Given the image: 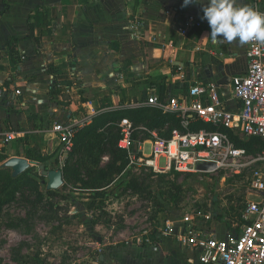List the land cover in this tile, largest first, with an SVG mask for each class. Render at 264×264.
<instances>
[{
  "label": "crops",
  "instance_id": "crops-1",
  "mask_svg": "<svg viewBox=\"0 0 264 264\" xmlns=\"http://www.w3.org/2000/svg\"><path fill=\"white\" fill-rule=\"evenodd\" d=\"M182 5L183 0H0V134H18L0 145V156L28 160L27 152L34 151L53 154L57 162L58 143L49 134L54 122L76 118L88 125L103 112L148 108L143 104L151 95L186 99L196 85L215 86L237 112L231 80L246 73V45L212 42L202 19L207 0ZM189 17L200 27L186 28ZM10 38L18 41L17 63L7 53ZM52 84L55 99L49 98ZM224 131L235 145L232 137L238 136ZM211 222L203 220L201 227L217 239L240 232L239 222ZM95 254L99 264H197L195 252L155 232L121 247L97 243Z\"/></svg>",
  "mask_w": 264,
  "mask_h": 264
},
{
  "label": "built area",
  "instance_id": "built-area-1",
  "mask_svg": "<svg viewBox=\"0 0 264 264\" xmlns=\"http://www.w3.org/2000/svg\"><path fill=\"white\" fill-rule=\"evenodd\" d=\"M249 3L250 7L264 13L261 0H249ZM185 26L199 28L200 23L189 17ZM245 47L246 73L231 80L230 97L239 104L237 112L227 108L226 100L221 99L215 86L204 84L190 88L186 99L160 100L151 95L143 104L175 114L179 119L184 131L174 130L168 139L157 132H148L146 141L136 142L132 123L123 119L118 124L117 147L126 156L127 169L185 175L223 171L224 175L232 177L249 176L238 235L224 239L212 237L201 227L202 221L210 220L211 215L200 213H185L177 221L163 217L155 226L154 232L160 238H172L180 247L195 252L197 264H264V151L252 158L246 150L236 148L226 133L189 130L190 122L200 121L240 138L264 140V45L252 41ZM86 124V119L76 118L52 124L49 134L58 143V166H64L72 152L75 133ZM17 135L15 132L0 134V145L7 146ZM201 164H213L216 169L199 173L197 166ZM91 264L99 262L96 259Z\"/></svg>",
  "mask_w": 264,
  "mask_h": 264
},
{
  "label": "rangeland",
  "instance_id": "rangeland-1",
  "mask_svg": "<svg viewBox=\"0 0 264 264\" xmlns=\"http://www.w3.org/2000/svg\"><path fill=\"white\" fill-rule=\"evenodd\" d=\"M100 105L105 106V102ZM138 130L135 141H146L148 133ZM263 151L255 149L248 154L255 158ZM47 158V170H61L53 161V154ZM115 159L104 155L101 167L112 164L118 168L120 159ZM39 166L29 169V177L36 182L38 192L45 194L47 179L41 178ZM248 178L224 176L221 171L156 174L125 167L121 173L113 171L107 178L110 184L98 191L103 207L98 210L87 209V204H97L99 199L75 192L73 185L58 188L59 195L53 198L40 199L33 190L16 193L14 200L0 210V264H21L25 260L31 263L35 256L42 264H91L97 259V243L101 247H121L143 232H154L164 214L172 215L173 220L185 213L209 214L211 224L222 222L215 218L217 215L226 224H238ZM170 183L182 187V202L177 209L158 199L159 191ZM62 196L68 199L63 200ZM4 197L0 193V199ZM92 215L98 221L94 227L90 223Z\"/></svg>",
  "mask_w": 264,
  "mask_h": 264
},
{
  "label": "trees",
  "instance_id": "trees-1",
  "mask_svg": "<svg viewBox=\"0 0 264 264\" xmlns=\"http://www.w3.org/2000/svg\"><path fill=\"white\" fill-rule=\"evenodd\" d=\"M29 28H31L30 25ZM17 42L15 38H10L6 42L7 53L11 57L13 63H17L18 60V53L16 50ZM55 88L56 86L52 84L49 92L50 99H55L58 95ZM122 119H127L132 123L135 129L133 139H137V132L140 127L148 131L156 130L159 132L160 136L167 138L170 137V133L173 130L184 131L175 114L162 113L161 111L151 108L113 110L103 112L101 115L99 114L92 118L90 124L85 125L75 133L72 152L61 168L64 187L73 185L75 192L87 193V195L94 196V200L99 199V203L97 204L94 202L87 204V209L89 210L103 208L101 207L102 204L100 201L102 197H99L98 191L110 184V182H107V178H109L113 171L121 173L124 168L127 167L128 162L126 156L124 152L117 147L120 135L119 130L116 128V124ZM202 129L225 132L221 128L217 129L200 121H192L189 124L190 131L196 132ZM231 136L232 135H230V137ZM232 140L237 148L245 149L248 153H254L255 149H264V140L258 138H251L246 141L238 137H232ZM32 152L29 151L26 155V158L31 162L44 166L46 161L49 160L46 156H42L39 153L32 154ZM104 155L113 156L116 158L115 160H117V158L120 159L119 167L114 169L112 164L101 167V158ZM73 156L76 157L74 160H72ZM5 160L6 157L0 156V163ZM44 168L47 170L45 166ZM29 169L17 178H12L9 170L0 169V193H4L5 195L3 199H0V210L4 205L14 200L16 193L25 192L26 190H33L40 199L44 197L53 198L59 195L56 191H47L45 194L38 192L36 189V182L29 177ZM62 199L67 200L68 196H62ZM158 199L177 209L182 202V187L170 183L163 190L159 191ZM242 209L243 206L238 214V222L240 225L242 223L240 219ZM214 216L218 220L223 221L222 216ZM90 223L93 227L98 224L95 216H91ZM227 225L229 226L230 224ZM32 260L31 263H28L26 260L22 261L21 264H42L37 256Z\"/></svg>",
  "mask_w": 264,
  "mask_h": 264
},
{
  "label": "clouds",
  "instance_id": "clouds-1",
  "mask_svg": "<svg viewBox=\"0 0 264 264\" xmlns=\"http://www.w3.org/2000/svg\"><path fill=\"white\" fill-rule=\"evenodd\" d=\"M201 0H183L182 6ZM210 27L212 42H236L243 46L255 41L264 45V13L250 6H239L238 0H207L203 17Z\"/></svg>",
  "mask_w": 264,
  "mask_h": 264
},
{
  "label": "water",
  "instance_id": "water-1",
  "mask_svg": "<svg viewBox=\"0 0 264 264\" xmlns=\"http://www.w3.org/2000/svg\"><path fill=\"white\" fill-rule=\"evenodd\" d=\"M37 164L31 161H28L24 158L12 157L3 162L0 165V169H9L11 170V177L17 178L29 168L36 166ZM40 175L47 179L46 191H57L58 188L63 186V177L62 171L57 170H45L43 165L39 167ZM215 166L213 164H201L197 166V171L199 173H209L215 171Z\"/></svg>",
  "mask_w": 264,
  "mask_h": 264
}]
</instances>
